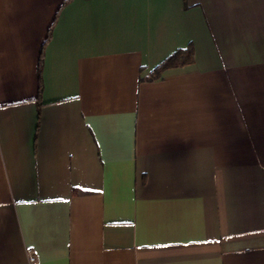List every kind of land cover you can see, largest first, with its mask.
I'll use <instances>...</instances> for the list:
<instances>
[{
  "label": "crops",
  "instance_id": "crops-1",
  "mask_svg": "<svg viewBox=\"0 0 264 264\" xmlns=\"http://www.w3.org/2000/svg\"><path fill=\"white\" fill-rule=\"evenodd\" d=\"M0 264H264V0H0Z\"/></svg>",
  "mask_w": 264,
  "mask_h": 264
},
{
  "label": "trees",
  "instance_id": "trees-1",
  "mask_svg": "<svg viewBox=\"0 0 264 264\" xmlns=\"http://www.w3.org/2000/svg\"><path fill=\"white\" fill-rule=\"evenodd\" d=\"M193 62V48L189 45L186 49H178L169 57L159 63L151 73V79H156L165 69L182 67Z\"/></svg>",
  "mask_w": 264,
  "mask_h": 264
},
{
  "label": "built area",
  "instance_id": "built-area-1",
  "mask_svg": "<svg viewBox=\"0 0 264 264\" xmlns=\"http://www.w3.org/2000/svg\"><path fill=\"white\" fill-rule=\"evenodd\" d=\"M27 254H28V261H29V263H32L34 261V257L31 254V251L30 250H27Z\"/></svg>",
  "mask_w": 264,
  "mask_h": 264
}]
</instances>
